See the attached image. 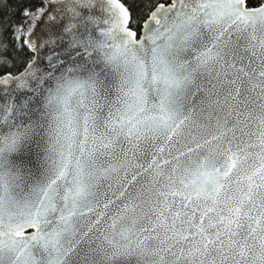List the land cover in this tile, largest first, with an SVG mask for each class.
I'll return each instance as SVG.
<instances>
[{
  "label": "snow or ice",
  "instance_id": "6c2138e0",
  "mask_svg": "<svg viewBox=\"0 0 264 264\" xmlns=\"http://www.w3.org/2000/svg\"><path fill=\"white\" fill-rule=\"evenodd\" d=\"M147 8L12 26L35 55L0 78V264H264V0Z\"/></svg>",
  "mask_w": 264,
  "mask_h": 264
},
{
  "label": "trees",
  "instance_id": "16d2710c",
  "mask_svg": "<svg viewBox=\"0 0 264 264\" xmlns=\"http://www.w3.org/2000/svg\"><path fill=\"white\" fill-rule=\"evenodd\" d=\"M47 0H0V43L8 45V61L7 66H0V77L5 73L17 75L32 60L33 54L27 49L18 50V41L13 38V25L20 24L23 21V9L45 7ZM129 8L133 22L130 25L139 32L140 26L147 18L149 0H123ZM258 2V0H257ZM31 20L25 25L29 27Z\"/></svg>",
  "mask_w": 264,
  "mask_h": 264
},
{
  "label": "water",
  "instance_id": "95a60500",
  "mask_svg": "<svg viewBox=\"0 0 264 264\" xmlns=\"http://www.w3.org/2000/svg\"><path fill=\"white\" fill-rule=\"evenodd\" d=\"M46 4H47V1H45V7H46ZM37 31H39V28H37ZM33 54V56L35 55L34 53H32ZM33 59V58H32ZM26 67V66H25ZM25 67L17 74V75H12L13 77H16V76H18L20 73H22L23 71H24V69H25ZM12 87V85L11 84H9V85H0V89H8V88H11Z\"/></svg>",
  "mask_w": 264,
  "mask_h": 264
}]
</instances>
